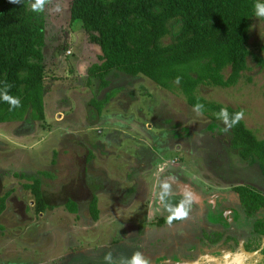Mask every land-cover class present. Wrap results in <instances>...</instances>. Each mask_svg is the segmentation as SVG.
Masks as SVG:
<instances>
[{
	"label": "rangeland",
	"instance_id": "374dc122",
	"mask_svg": "<svg viewBox=\"0 0 264 264\" xmlns=\"http://www.w3.org/2000/svg\"><path fill=\"white\" fill-rule=\"evenodd\" d=\"M70 6L50 0L44 7L45 120L0 124V198L11 192L0 215V264H107L109 251L114 264L135 251L150 264H264L263 254L245 249L248 226L235 242L244 220L233 211L236 187L264 194L261 166L231 147L226 122L211 121L179 92L144 76L113 73L107 88L90 79L101 51L79 22L71 25ZM249 50L236 85H202L198 94L241 108L246 126L264 139V18L252 21ZM31 177L53 207L40 215L24 188ZM188 191L194 199L173 226L178 235L162 236L157 223L169 214L158 204L175 208ZM95 198L98 221L89 209ZM214 233L223 236L215 245Z\"/></svg>",
	"mask_w": 264,
	"mask_h": 264
},
{
	"label": "trees",
	"instance_id": "16d2710c",
	"mask_svg": "<svg viewBox=\"0 0 264 264\" xmlns=\"http://www.w3.org/2000/svg\"><path fill=\"white\" fill-rule=\"evenodd\" d=\"M49 2L45 0L42 9L33 11L36 0H21L20 4L0 0V124L27 118L45 120L44 7ZM255 3L257 0H71L70 23L79 22L88 40L100 48L99 61L90 66L88 75L99 80L101 87L109 86L108 77L113 73L144 76L163 90L182 94L189 106L211 121L230 125L235 113L243 110L208 101L198 91L202 85L233 87L248 70ZM5 95L18 98L20 106L12 108ZM230 130L231 147L243 160L255 159L264 171V139L243 119ZM41 175L51 176L47 172ZM30 179L32 183L24 188L33 195L36 213L53 209L46 203L41 180ZM235 191L250 219L264 213L261 193L246 186ZM10 195L0 198V215ZM68 207L71 213H78L74 201ZM89 209L92 219L98 221L96 198ZM255 229L264 235L263 218H256Z\"/></svg>",
	"mask_w": 264,
	"mask_h": 264
},
{
	"label": "clouds",
	"instance_id": "9594fccd",
	"mask_svg": "<svg viewBox=\"0 0 264 264\" xmlns=\"http://www.w3.org/2000/svg\"><path fill=\"white\" fill-rule=\"evenodd\" d=\"M10 3L13 4H20L21 0H9ZM45 0H36V3L32 5V10L36 11L38 9H42V6L44 4ZM255 9V15L258 18H264V3L259 2L257 0V3L254 5ZM177 82H179V79H177ZM5 100L9 101L12 108H16L20 106V100L16 97L5 95ZM197 108L201 107L200 105L196 106ZM222 112H227L226 108L221 109ZM235 118L233 119L232 123L228 125L227 128L223 129V131H228L231 127L236 125L240 122V120L243 119L244 113L243 111L235 113ZM165 187H169V185L165 184ZM193 194L191 191H188L185 193V198L182 199L178 206L173 208L171 205H167V210L171 213L167 216V223L171 225L174 220H183L188 217L189 210L191 208L192 202H193ZM104 261L107 262V264H114L113 260V254L112 252H107L105 256L103 257ZM121 264H124V261H127V264H150V261L148 258L145 257V255L141 251H135L132 255L131 260H128L127 257L122 256L120 258Z\"/></svg>",
	"mask_w": 264,
	"mask_h": 264
},
{
	"label": "flooded vegetation",
	"instance_id": "af4514ba",
	"mask_svg": "<svg viewBox=\"0 0 264 264\" xmlns=\"http://www.w3.org/2000/svg\"><path fill=\"white\" fill-rule=\"evenodd\" d=\"M250 185H252V184H250ZM246 187H249V186H246ZM250 188H252V187H250ZM257 188L260 189L259 187H257ZM259 193H261V192H259ZM261 194L264 196L263 193H261ZM237 195H238V193H237ZM238 198H239V195H238ZM166 206H167V204H160L159 203L158 204V209H159V211L162 210V211H164V212H166V213H168L170 215L171 213L167 210ZM240 209H241V211H240ZM225 211H228V209H226ZM233 211H234L235 214H237L238 220H244V221H242L241 224H238L235 227V229H234L235 233H237V235H238V233L240 235H242L241 236V238H242L243 235H244L242 229L244 227L248 226L246 235H248L249 238L247 240V243H245V249L247 250V252H249V253L259 252L260 254H263L264 255V235L261 234L260 231H257L255 229V221H256V218H263L264 219V213L263 212L262 213H259L257 216H255L254 219H250V217H248L244 213L243 206H242V203H241L240 198H239V201H238V208L236 207V209H233ZM166 213H160V215L161 214H166ZM163 218L164 217H160L159 223H157L158 226H159V228L161 229V232H159V234L161 233V235L163 236V233H165V236H171V237L173 236V234H177L178 233V230L176 228H173V226L175 224L181 223V220H175L171 225H167L166 224L167 222L166 223H163V224L161 223V221L163 220ZM183 227H185V229H187L186 228L187 226H183ZM180 228H182V227H180ZM142 234H144V233H142ZM240 235H238V237L237 236L235 237V242L238 243V239L240 238ZM211 237H213L211 239V242H213L214 245L220 243L222 241V239H223V236H222L221 233L220 234L219 233H214ZM172 241H173V238H171L170 241H168V242L171 243Z\"/></svg>",
	"mask_w": 264,
	"mask_h": 264
}]
</instances>
